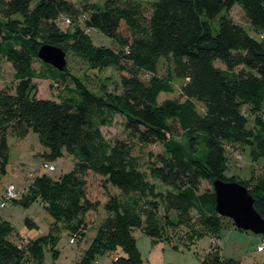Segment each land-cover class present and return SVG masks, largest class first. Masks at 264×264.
<instances>
[{"label": "trees", "instance_id": "obj_1", "mask_svg": "<svg viewBox=\"0 0 264 264\" xmlns=\"http://www.w3.org/2000/svg\"><path fill=\"white\" fill-rule=\"evenodd\" d=\"M33 1L0 0V57L11 63L17 81L12 89L0 87V176L8 172V137L25 138L31 131L48 149L44 154L48 160L68 153L77 162L74 170L59 178L41 173L27 187L28 193L22 190L13 204L27 208L41 199L53 223L48 232L24 246L7 238L14 226L1 221L0 264H43L48 249L58 259L63 231L75 236L73 245L77 244L88 231V213L101 206L107 216L75 264H95L99 256L119 246L126 255H116L118 260L112 264H143L133 230L140 229L153 243L172 242L169 229L189 224L192 209L197 211L199 226L215 230L219 239L222 229H217L226 217L216 210L214 187L202 190L203 182L213 185L216 178L225 180L226 145L248 140L264 159V118L256 116L250 126L243 110L245 106L257 110L264 99V0H154L150 7L139 0L80 6L72 0H39L32 6ZM235 4L242 7L260 38L222 15ZM216 17L219 26L214 29ZM64 18L81 20L83 26L65 28ZM92 30L121 42L127 52L96 45ZM44 44L77 55L96 71L115 67L122 91L104 98L77 81L70 96L38 97L35 78L66 81L68 77L66 67L60 70L45 62V72H36L33 63ZM163 58L172 59L174 74L185 80L182 93L187 99L166 100L172 119L168 125L161 119L158 99L162 93H173V84L163 79L147 83L140 74L154 71ZM194 100L203 103L204 112ZM116 114L125 117L128 139L110 141L102 132L101 127L112 123ZM136 143L163 145L164 151L148 166L150 175L170 190L159 191L149 179L133 153ZM193 143L201 147V155L189 150ZM91 174L101 177L103 198L88 196ZM109 185L118 191L111 193ZM245 186L264 217V182L254 190ZM25 222L30 230L38 228L30 218ZM219 247L211 248L202 264H240L223 258Z\"/></svg>", "mask_w": 264, "mask_h": 264}, {"label": "rangeland", "instance_id": "obj_2", "mask_svg": "<svg viewBox=\"0 0 264 264\" xmlns=\"http://www.w3.org/2000/svg\"><path fill=\"white\" fill-rule=\"evenodd\" d=\"M39 0H34L32 6H35ZM77 5L84 3L97 2L103 4L104 0H72ZM145 6L150 7L154 0H139ZM222 15L231 18L234 22L245 26L253 36L260 38L259 32L247 20L244 10L238 4L231 9L224 10ZM62 26L70 30L83 26L81 20H73L64 18ZM220 17H216L213 21V28L219 26ZM93 42L98 46L109 47L116 52L126 53V46L121 42L107 37L97 30L90 31ZM66 69L68 77L66 81H56L54 79H44L42 77L35 78L34 85L36 93L41 98L60 99L71 95V90L76 88V82L79 81L83 86H87L95 93L102 95L104 98H113L115 94L122 91L120 73L111 66L102 71H96L89 64L71 52L66 53ZM33 66L40 75L46 70L45 63L39 58L34 60ZM217 66H222L217 62ZM142 79L150 83L154 80H169L174 86L173 93H162L158 99V105L162 107L161 119L166 125L172 122V119L165 106L166 100H175L178 102L187 101L182 93L184 79L177 78L174 74L172 59L163 58L154 71H141ZM17 81L14 76V69L6 59L0 57V87H8L12 89ZM200 112H204L203 103L193 101ZM260 104V103H259ZM255 106H245L244 113L249 119V125L254 126L256 116L264 118V99L262 103ZM104 136L113 141L115 139H128V131L126 129L125 117L116 114L113 116L112 123L101 127ZM10 154L8 161V172L0 176V187L13 182L18 185L25 193H28L30 184L33 183L38 175L43 174V163L50 162L54 164L55 170L49 171L48 175L59 178L62 175L75 169L76 157L65 153L57 159L48 160L44 157L48 152L40 142L39 136L34 131L25 138L9 136ZM256 144H251L245 140L241 143L225 146V157L228 169L224 174V181H236L241 184L249 185L253 190L261 188L264 182V159L258 155ZM189 150L194 155L203 153L201 147L197 143L189 145ZM164 151L162 144L139 145L136 143L133 153L142 161V169L148 173L149 179L156 183L159 191L167 192L171 188L159 180L158 177L150 175L148 165L152 164L156 156ZM32 175V176H31ZM34 176V177H33ZM30 187V186H29ZM27 188V189H26ZM213 188L209 182H203L202 190ZM26 189V190H25ZM111 193L117 192V188L109 185ZM88 196L92 200L103 198L102 179L96 175H90L87 186ZM45 203L41 199H37L30 203L26 208L19 202L12 204L8 209L0 210V222L8 220L14 226L9 231L7 238L15 243H21L24 246L29 240L49 231L50 224L53 223L52 216L47 212ZM162 214L165 213L164 206L159 204ZM193 220L189 224H183L175 228L169 229L171 241L163 240L153 243V239L138 228L133 230L136 246L141 253L143 264H202L211 248L219 245L220 254L223 258H234L240 261V264H261L264 262V250H258V245L264 238L263 234H255L252 231L238 229L233 220L226 217L220 230V244L217 243L218 234L215 230L201 228L197 221V211L191 210ZM107 212L103 206L99 207L97 212L88 213L87 222L89 228L86 235L75 245H70L68 231H63L62 237L57 243L61 254L58 259L54 260L51 250H46L43 264H75L82 256L84 251L89 247L94 236L97 234L99 226ZM30 218L38 224L37 229L30 230L26 226V219ZM215 241V242H214ZM188 242V243H187ZM178 244L176 247L174 244ZM116 255L125 256L126 253L119 246L117 251H107L104 255L96 259L95 264H112ZM32 258V257H31ZM32 261L35 258L31 259ZM34 264H39L34 261Z\"/></svg>", "mask_w": 264, "mask_h": 264}, {"label": "water", "instance_id": "obj_3", "mask_svg": "<svg viewBox=\"0 0 264 264\" xmlns=\"http://www.w3.org/2000/svg\"><path fill=\"white\" fill-rule=\"evenodd\" d=\"M38 56L60 70L66 67V52L60 47L44 44L39 48ZM213 187L219 215L232 219L238 229L264 235V217L256 208V198L247 186L216 178Z\"/></svg>", "mask_w": 264, "mask_h": 264}, {"label": "built area", "instance_id": "obj_4", "mask_svg": "<svg viewBox=\"0 0 264 264\" xmlns=\"http://www.w3.org/2000/svg\"><path fill=\"white\" fill-rule=\"evenodd\" d=\"M68 20V18H67ZM43 173H48L49 171H54L55 166L54 164L50 162L43 163L42 167ZM32 176V175H31ZM34 177V176H33ZM22 188H20L18 185H16L13 182H10L6 184L4 187L0 190V210L8 209L12 206L13 202L17 199H19L22 195ZM76 242V237L72 236L69 238L70 245H73ZM217 243L220 244V240H217ZM258 250L263 251L264 250V238L261 240V244L258 245ZM115 260H118V257L115 256Z\"/></svg>", "mask_w": 264, "mask_h": 264}]
</instances>
